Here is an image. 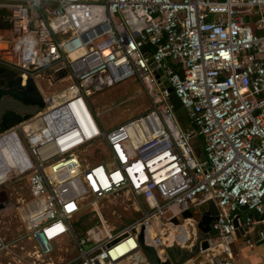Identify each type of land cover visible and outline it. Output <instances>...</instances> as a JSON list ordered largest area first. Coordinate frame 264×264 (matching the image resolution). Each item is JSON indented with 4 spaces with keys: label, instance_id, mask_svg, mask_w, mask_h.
I'll return each mask as SVG.
<instances>
[{
    "label": "built area",
    "instance_id": "obj_1",
    "mask_svg": "<svg viewBox=\"0 0 264 264\" xmlns=\"http://www.w3.org/2000/svg\"><path fill=\"white\" fill-rule=\"evenodd\" d=\"M0 9V67L21 84L32 79L44 104L0 130V187L27 177L21 214L33 260L70 236L75 258L61 264H145L142 228L163 261L165 244L190 250L192 221L181 213L207 201L217 215L197 254L209 264H231L238 227L248 248L264 246V0H0ZM37 78L65 86L45 96ZM130 78L148 107L104 132L89 99ZM90 146L100 159L82 162ZM121 190L140 218L101 238L91 229L77 237L72 219L84 201Z\"/></svg>",
    "mask_w": 264,
    "mask_h": 264
},
{
    "label": "rangeland",
    "instance_id": "obj_2",
    "mask_svg": "<svg viewBox=\"0 0 264 264\" xmlns=\"http://www.w3.org/2000/svg\"><path fill=\"white\" fill-rule=\"evenodd\" d=\"M36 84L45 96L58 92L65 86L64 82L49 86L42 78H37ZM89 103L104 132L140 115L148 107V101L142 93L138 80L133 78L96 93L89 99ZM106 108L110 109L104 111ZM192 139L196 142L199 138L193 136ZM94 147L90 146L78 154L82 162L89 163L100 159V154ZM200 155L202 156V153ZM30 200L26 176L15 177L0 187V240L7 245L6 250L0 251V264H45L46 262L61 264L74 259L75 244L73 238L69 236L51 246L54 250L49 257L33 260L34 244L26 239L21 214V209ZM84 202L72 219V222H77V225L73 226L77 237L86 236L85 231L91 229L101 238L105 230L114 229L116 232L141 216L140 209L132 203L130 196L122 192L100 201L94 202L88 198ZM160 224L163 226V221H160ZM168 236H171L169 232L166 234V242L171 240Z\"/></svg>",
    "mask_w": 264,
    "mask_h": 264
},
{
    "label": "water",
    "instance_id": "obj_3",
    "mask_svg": "<svg viewBox=\"0 0 264 264\" xmlns=\"http://www.w3.org/2000/svg\"><path fill=\"white\" fill-rule=\"evenodd\" d=\"M153 64L150 65L152 67ZM161 74L160 70H157ZM163 86L169 92L168 104L180 125L181 129L188 130L190 128L188 122L184 118L183 112L177 98L173 95L170 88L166 86L163 78L161 79ZM0 130L10 128L20 122L23 117L31 116L44 104L42 97L38 93L36 86L32 79L27 78L23 84L21 79L15 75L14 72L0 67ZM194 143V141H191ZM240 211H245V207H239ZM217 210L212 201H207L204 207L198 208L196 211H183L181 213L182 219H190L192 221L191 227L193 232L194 242L190 250H178L177 247L171 246L174 250L171 251L170 247L167 248L166 258L160 261L156 255L154 247L144 241L143 229L137 234V246L140 255L145 264H183L189 258L195 256L199 250L207 248L206 240L210 238V223L216 219ZM251 217L257 216V213L252 210L246 214ZM178 223V222H176ZM241 228H237L234 232L235 236L241 233Z\"/></svg>",
    "mask_w": 264,
    "mask_h": 264
},
{
    "label": "crops",
    "instance_id": "obj_4",
    "mask_svg": "<svg viewBox=\"0 0 264 264\" xmlns=\"http://www.w3.org/2000/svg\"><path fill=\"white\" fill-rule=\"evenodd\" d=\"M186 224V223H185ZM188 231L190 232L191 230L188 229ZM194 231L192 230L191 233H193ZM252 234H250V239H252L253 237L251 236ZM170 238V236H168ZM192 244V239L189 240L188 242V246L190 247ZM165 247H168V244H165ZM186 247V248H189ZM231 264H264V246L256 243L253 244L252 248H248L246 246L245 240L242 236L238 235L235 236L232 240L231 243ZM167 248H165L166 250ZM171 251L173 252V248L170 247ZM178 250H186V249H182V248H177ZM133 261V260H132ZM131 261V262H132ZM118 264H127L126 262H120ZM135 264H144L142 261H137ZM183 264H209V256L203 257V255H195L191 258H189L188 260H186Z\"/></svg>",
    "mask_w": 264,
    "mask_h": 264
},
{
    "label": "bare ground",
    "instance_id": "obj_5",
    "mask_svg": "<svg viewBox=\"0 0 264 264\" xmlns=\"http://www.w3.org/2000/svg\"><path fill=\"white\" fill-rule=\"evenodd\" d=\"M120 192L127 194V191H126V190H121ZM120 192H119V193H120ZM22 214H23V212H22ZM24 215H25V211H24ZM24 215H23V216H24ZM189 224H190V223H188V222L186 221V224H185V225H186L187 227H188ZM188 229H189V227H188ZM105 231H106V230H105ZM190 232H191V231H190ZM167 233H168V232H166V233L163 234V236H162V237H163V240H165V242H166V234H167ZM170 238H171V236H170Z\"/></svg>",
    "mask_w": 264,
    "mask_h": 264
},
{
    "label": "trees",
    "instance_id": "obj_6",
    "mask_svg": "<svg viewBox=\"0 0 264 264\" xmlns=\"http://www.w3.org/2000/svg\"><path fill=\"white\" fill-rule=\"evenodd\" d=\"M3 14H4V10H1V9H0V29L6 27V24L2 23V21H1V16H2ZM75 225H77V223H76Z\"/></svg>",
    "mask_w": 264,
    "mask_h": 264
},
{
    "label": "flooded vegetation",
    "instance_id": "obj_7",
    "mask_svg": "<svg viewBox=\"0 0 264 264\" xmlns=\"http://www.w3.org/2000/svg\"><path fill=\"white\" fill-rule=\"evenodd\" d=\"M2 88V86L0 85V89Z\"/></svg>",
    "mask_w": 264,
    "mask_h": 264
}]
</instances>
